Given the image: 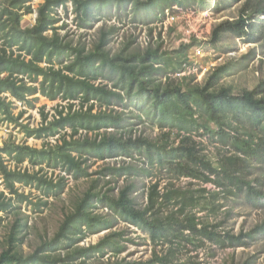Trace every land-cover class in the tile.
I'll use <instances>...</instances> for the list:
<instances>
[{"label":"trees","instance_id":"obj_1","mask_svg":"<svg viewBox=\"0 0 264 264\" xmlns=\"http://www.w3.org/2000/svg\"><path fill=\"white\" fill-rule=\"evenodd\" d=\"M31 1L0 0V116L18 123L29 137L47 138L61 131L65 133L54 144L46 142L40 148L14 142H5L0 146V212L19 208L23 202H30L40 212L41 206L46 205V200L30 201V193L19 191L17 184L39 189L44 196L63 189L60 178L55 181L41 174L43 166L59 168L76 179L89 178L91 173L87 162L91 158L125 156L133 159L136 155L146 157L145 165L123 162L118 166H108L106 170L118 177H135L152 175L154 167H167L181 176L203 183L213 182L217 188L226 186L230 195L235 194L233 188H237V192L244 190L257 205H264L259 202L264 200V189L252 185L245 174H236L238 169L242 171L239 155L226 157V161L216 167L210 160L198 156L193 145L186 144L190 138L186 133L197 126L194 107L202 108L208 121L215 123L217 128L213 130L205 124V130L221 139L231 136L225 131V126H230L229 114L236 117L239 111L248 110L252 122L261 125L264 121V81L254 89L234 94L230 86H218L223 75L229 71L227 65H220L214 68L202 86L183 89L181 84L172 82L171 76L165 72L170 57L156 48L110 55L103 49L106 39L101 38L96 50L87 52L85 47L64 39L53 26L56 22L52 15L55 8L68 2L73 4L82 20H86L92 16L93 9L107 7L112 1L118 4L131 1L136 9L149 10L156 17L158 13L164 14L172 2L179 0H45L38 8L35 23L24 26L23 16L33 11ZM245 12L264 15V5L257 7L246 0L238 19L223 21L213 28V41H218L221 33L227 30L238 36L252 37L257 25L248 21L252 18L250 15L244 18ZM49 30H53L51 35L46 34ZM66 58L70 61L65 62ZM157 59L160 63L163 61V67L155 65ZM104 69L116 75L111 87L94 82ZM160 70L169 81H157L155 75ZM3 94L29 105H32L31 100L36 98L33 97L36 94L67 103L60 105L51 119L48 112L40 110L41 123L31 127L18 122L22 111L14 115L11 110L13 101L6 100L1 96ZM134 95L149 101L151 114L158 117L161 129L169 128L163 133L165 139L126 137L108 131L123 126L126 120L123 113L111 107L123 104L127 97ZM174 128L185 133L177 144L169 140ZM82 131H85L84 135L80 134ZM90 132L94 136H89ZM232 145L248 159L264 161V136L258 137L257 141L235 136ZM11 162L14 167L9 166ZM25 162L33 168L38 166V170L20 168L19 165ZM98 184L97 178L91 180L73 209L64 215L52 237L42 239L28 255L12 251L14 242L21 239L18 234L23 227L21 220L13 223L8 236L10 248L1 253L0 264H86L93 256H105L107 249L118 254L125 247L116 239L121 235L119 231L104 235L96 243L79 245L89 235L111 228L118 219L146 231L154 247L160 243L168 247L161 255L154 251L150 259L140 263L123 261L106 264H169L175 247L181 241L197 238L202 244L205 237L220 247H237L248 245L257 234H264V220L237 234L218 230L217 224L201 221L195 208L204 209V205L201 207L202 199L219 194L217 190L200 187L195 197L191 190L176 187L171 182L159 186V181H155L146 191L145 204L139 205L135 196V181L123 184L116 192L114 187L102 190ZM167 204L172 207L166 211L163 206ZM99 209H106L107 213L99 212Z\"/></svg>","mask_w":264,"mask_h":264},{"label":"rangeland","instance_id":"obj_2","mask_svg":"<svg viewBox=\"0 0 264 264\" xmlns=\"http://www.w3.org/2000/svg\"><path fill=\"white\" fill-rule=\"evenodd\" d=\"M44 1H31L33 11L23 16L24 26L35 23L38 8ZM247 2L257 7L264 5V0H247ZM245 3L246 0H179L168 5L164 14L158 13L155 17L149 10L136 9L131 1L122 4L112 1L107 7L93 9L92 16L82 20L81 16L75 12L73 4L68 2L64 6L55 8L52 15L56 21L53 26L57 28L60 35L64 39L72 41L74 45L85 47L87 52L96 50L101 38L106 39L103 49L110 55L158 49L160 53L170 57L169 66L165 72L167 71L168 76H171L172 82L181 84L183 89L191 90L202 86L215 67L227 65L229 71L223 75L218 86H230L232 93L239 94L243 90L256 88L264 81V22H261L264 21V15L245 12L244 18L246 19L250 15L252 18L248 21L255 22L257 25L252 37L248 35L238 36L232 30H227L221 33L218 41L214 42L212 31L217 24L223 21L238 19ZM178 5L194 7L198 11L194 14V21L191 25L181 19L176 23L167 21V14ZM52 33L53 30L46 32L47 35ZM195 47L201 49V53L197 56L194 52ZM187 58L192 59L197 72L190 74V78L174 77L175 72L179 70ZM69 61L70 58L65 59V62ZM154 62L156 66L163 67L164 65L163 61L160 63L158 59ZM44 64L41 63V65ZM55 66L58 67L59 65L55 64ZM115 77V74L104 69V72L94 79V82L111 87L116 80ZM155 78L157 81H169V78H165L162 70L156 73ZM1 96L5 97L4 94ZM33 97L36 98L31 100L32 105L17 101L10 96L5 97L6 100L11 99L13 101L11 110L14 115L22 111L18 122L28 124L31 127L41 123L40 110L48 112L49 119H51L55 110L60 108V105L67 103L61 99L50 100L41 94H36ZM111 108L123 113L126 120L123 126L115 129L110 128L108 131L112 130L114 133L126 137L145 136L151 139H165L163 133L169 128L161 129L158 126V117L151 114L149 101L147 102L143 97L136 95L127 97L123 104L114 105ZM194 109H196L194 116L197 126L193 131L186 133L190 136L189 142L186 144L193 145L198 156L210 160L216 167L224 163L226 157L234 154L239 155L241 157L239 166L242 167V171L238 169L236 174L240 176L245 174L246 179L250 180L252 185L264 189V161L248 159L246 155L232 145L235 136L247 139L254 138L255 141L258 140V137L264 136V121L259 126L253 123L248 110L239 111L236 117L234 114H229L230 126H225V131L231 136L221 139L216 134L205 130V124H208L213 130L217 128L215 123L208 121L204 110L200 107H194ZM69 131L68 129L67 132L69 133ZM64 133L65 131H61L59 134L47 138L29 137L18 123L9 122L2 115L0 116V146L5 142H14L40 148L46 142L54 144L59 136ZM80 134L84 135L85 131L80 132ZM184 135L183 131L179 132L174 128L169 140L177 144ZM89 136H94V133L90 132ZM123 162L145 165L146 157L136 155L133 159L125 156L105 159L91 158L87 162L91 176L78 179L59 168L52 169L43 166L40 171L41 174L51 177L55 181L60 178L64 184L60 192L49 196L42 195L40 190L34 187L17 184L19 191L30 193V201L36 202L42 199L46 200L47 203L41 206V212L34 209L30 202H23L19 208L8 212H0V255L10 248L8 236L13 223L17 220H21L23 227L18 234L21 239L14 242L15 248H12V251L16 250L18 253L28 255L34 251L42 239L51 238L64 215L73 209L94 178L98 179L100 189L105 190L114 187V192L123 184L132 180L135 181V196L139 205L145 204L146 191L149 185L155 181H159V186L171 182L176 187L193 191L195 197L198 196L197 191L200 187L217 190L219 194L207 195L202 199L201 207L204 205V209L196 207L195 210L198 212L197 215L201 216V221L217 224L218 230L237 234L240 231L250 230L264 220V205H257L244 190L237 192V188H233L235 194L230 195L226 186L217 188L213 182L203 183L195 178L181 176L174 169L161 166L154 167L150 176L141 174L135 177L126 175L118 177L106 170L108 166H118ZM9 166L14 167L15 165L11 162ZM19 167L27 168L30 171L38 170V166L33 168L27 162L19 165ZM5 194L7 193L5 192ZM259 202L264 203V200L260 199ZM166 206H163L166 211L172 207L169 204ZM98 211L107 213L106 209H99ZM112 231L121 233L116 239L125 246L124 250L115 254L107 249L105 256H93L87 260L86 264L123 261L140 263L150 259L154 251L161 255L168 247L167 244L162 243L154 247L146 231L122 219H118L111 228L84 238L79 245L87 246L96 243ZM175 248L171 257L172 261L169 264H242L245 261H248L249 264H264L263 233L257 234L254 240L244 246L220 247L218 243L204 237L202 244H199L198 239L194 238L193 241H181L180 245ZM6 264L13 263L6 262Z\"/></svg>","mask_w":264,"mask_h":264},{"label":"built area","instance_id":"obj_3","mask_svg":"<svg viewBox=\"0 0 264 264\" xmlns=\"http://www.w3.org/2000/svg\"><path fill=\"white\" fill-rule=\"evenodd\" d=\"M196 12L198 11L194 7H183L181 5H178L172 12L167 14L166 19L169 23H176V21L181 19L188 25H191V23L194 21L193 16ZM194 50V52H196V56L197 54L201 53L200 48L195 47ZM193 63L194 62L192 61V59L187 58V60L182 63V66L179 68V70L175 72L174 77H189L192 74L196 73L197 68L195 67V65L193 66Z\"/></svg>","mask_w":264,"mask_h":264}]
</instances>
